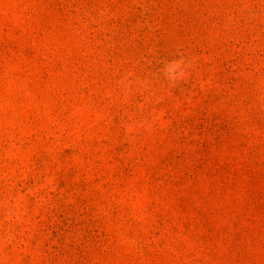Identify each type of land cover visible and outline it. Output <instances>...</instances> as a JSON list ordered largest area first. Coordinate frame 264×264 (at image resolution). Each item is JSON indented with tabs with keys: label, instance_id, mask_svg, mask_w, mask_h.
I'll return each mask as SVG.
<instances>
[{
	"label": "rangeland",
	"instance_id": "obj_1",
	"mask_svg": "<svg viewBox=\"0 0 264 264\" xmlns=\"http://www.w3.org/2000/svg\"><path fill=\"white\" fill-rule=\"evenodd\" d=\"M0 264H264V0H0Z\"/></svg>",
	"mask_w": 264,
	"mask_h": 264
}]
</instances>
